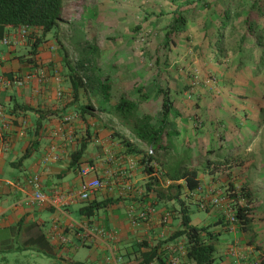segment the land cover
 <instances>
[{
	"label": "crops",
	"instance_id": "obj_1",
	"mask_svg": "<svg viewBox=\"0 0 264 264\" xmlns=\"http://www.w3.org/2000/svg\"><path fill=\"white\" fill-rule=\"evenodd\" d=\"M17 28L5 27L0 37L10 36ZM46 39L36 52L31 51L29 40L16 46L0 43V264H9L11 259L18 262L19 258L22 264H143L141 253L153 246H157L164 264L177 255L181 256L180 264H193L185 254L186 237L173 236L182 229L181 206L173 200H158L147 190L150 175L140 157L128 152L121 141L123 130L126 136L132 134L113 112L115 104L124 99L142 105L143 112L137 111L138 115L152 114L151 110L161 109L165 91L153 78L147 79L144 71L137 73L131 68L126 52L118 56L116 52L113 72L89 73L110 84V101L100 112L83 111L81 106L94 98L97 87L74 89L68 57L64 48L55 44L60 36ZM129 40L130 36L126 38ZM167 69L165 65L166 77ZM28 75L32 76L23 85L3 83L7 78ZM66 116L71 118L65 120ZM180 137L178 132L172 138L177 151L186 149L177 144ZM81 146H85L84 151L72 162V154ZM47 152L56 158L44 163L42 156ZM85 164L94 166L86 179L102 182L87 200L75 197L59 209L45 202L26 201L32 192L26 183L28 176L39 174L45 193L54 189L75 192L81 181L78 169ZM197 188L204 191L202 185ZM182 199L188 210V202ZM104 200L107 204L100 207ZM90 204L98 205L89 212L84 207ZM147 207L154 210L152 219L133 222L138 211ZM169 209L173 216L165 224L162 215ZM75 211L78 215L73 214ZM226 232L229 241L217 243L224 250L218 264H254L264 258V244L255 230ZM214 233L220 237L219 232ZM245 234L254 240L245 239Z\"/></svg>",
	"mask_w": 264,
	"mask_h": 264
},
{
	"label": "rangeland",
	"instance_id": "obj_2",
	"mask_svg": "<svg viewBox=\"0 0 264 264\" xmlns=\"http://www.w3.org/2000/svg\"><path fill=\"white\" fill-rule=\"evenodd\" d=\"M180 1L182 0H65L62 22L46 36H60L61 40H54L55 44L65 47L68 60L76 64L80 53L74 46L73 35L77 23L81 21L83 27L80 33L84 39L99 48L95 62L85 65L86 69L82 71L84 86L91 87L89 79L93 78V74L113 72L112 61L116 52L117 56L126 52L131 68L137 73L144 71L147 79L148 76L153 78L174 102V114L170 115L167 128L179 130L181 137L178 138L180 142L177 144L190 147L201 155L209 148H219L224 144L231 145L232 148L237 147L238 140L252 134L260 107L264 109V72L254 77L251 63L243 62L242 65L238 62V53L233 50L239 34L245 31L242 24L252 0H211L210 9L190 6L178 17L176 23L171 10ZM225 7L230 10L231 17L223 33L224 52L215 57L206 34L209 29L215 28L213 17ZM258 10L249 12V21H254L259 24L258 27H262L259 33L263 35L264 44V0L259 4ZM154 19L158 22L151 26ZM170 28L171 38L167 39L165 34ZM40 33V30L31 28L25 32V36L20 37L21 42L28 38L32 42ZM128 36L131 40L127 42ZM212 40H218L217 46H220V35L218 38L216 35ZM248 47L249 45L246 48ZM245 54L250 60V55L257 56V51ZM165 65L169 66L166 70L169 72L168 79L164 73ZM107 74L109 73L104 75L105 78ZM95 101L96 104L99 103L98 100ZM93 111L100 112L96 107ZM137 111L143 112L142 105H137ZM157 111L160 112L158 115ZM151 112L150 115L154 119L160 118L161 109L156 108ZM243 146L242 150L252 152L254 157L230 178L235 191H243L241 200L233 196L226 177L218 174L212 177L198 174L199 186L202 185L204 191L199 188L190 190L184 180H179L182 181L181 198L183 196L188 202L190 223L194 226L209 224L211 231L219 232L220 243L229 239L226 231L235 233L234 231L255 230L264 244V122L259 126L258 132L245 141ZM151 165L157 170L154 176L166 185L168 182L160 173L158 162L152 161ZM215 189L224 192L228 201L225 203H230L233 207L247 206L251 221L245 229L239 221L236 224L225 222V203L205 209L199 207V201L211 196ZM74 207L78 209V206ZM168 211L172 217L173 210ZM77 213L73 212L78 215ZM245 239L254 240V236L245 234ZM218 245L215 248L214 264H218L222 258L221 254L224 253ZM262 259L260 257L258 261L262 262ZM27 260L32 262L31 258H26V262ZM35 260L40 263L39 259ZM9 264H22L21 258L18 262L11 259Z\"/></svg>",
	"mask_w": 264,
	"mask_h": 264
},
{
	"label": "trees",
	"instance_id": "obj_3",
	"mask_svg": "<svg viewBox=\"0 0 264 264\" xmlns=\"http://www.w3.org/2000/svg\"><path fill=\"white\" fill-rule=\"evenodd\" d=\"M261 1L252 0L250 3V8L244 16L242 24L245 26V31L239 34L238 42L233 48L238 53V62L242 65L243 62L251 63L254 77L264 72V44L262 41L263 35L259 33L262 27H258L259 24L254 21H249V12L251 10L259 11ZM63 5L64 0H0V35H2L4 28L8 26H27L29 29H38L41 31L40 36L35 37L31 42V51L36 52L37 47L47 40L46 35L58 28L62 22ZM195 5L202 9L212 8L211 0H182L171 10V15L175 22L178 23V17L184 11H187L190 6ZM230 17L228 7L223 8L221 12L213 17L215 28L212 27L207 31L208 42L212 44L210 48L214 51L215 57H217L218 53L224 52L222 48L223 33ZM77 24L78 26L74 29L73 43L80 53V57L76 64H72L70 60H67L68 67L73 72L71 81L74 89L84 85L82 82L83 76L80 75V72L86 69L85 65L93 64L95 58L98 56L96 45L84 39V36L80 33V29L83 27L81 21ZM171 34L172 30L170 28L165 34L167 39L171 38ZM216 35L217 38L219 35L221 38L219 47L217 46L218 40H212ZM247 45H249L248 48H246ZM63 48L67 56L66 49L65 47ZM254 49L257 51V56L250 55L249 60V56H246L245 53L254 52ZM89 81L90 86L97 87L95 89L96 92L92 93L94 98L90 97L88 103L81 106V108L83 111L91 112L96 107L100 111V109H103L102 105L106 102L108 103L111 99V86L104 79H100V77L89 79ZM162 97L161 116L158 120L154 119L150 114L138 115L137 105L134 102L124 99L119 100L115 104L113 112L129 129L128 131L131 132L132 136H126L123 131L122 135L119 133L116 135H121V141L126 145L128 152L140 157V163L144 165V171L150 175V180L147 182V190L152 191L158 200H173L181 206L182 229L177 231L173 236L184 235L186 237L184 244L187 259L193 262V264H214L215 248L219 240L218 234L209 229V224L194 226L190 223L188 210L181 198L182 184L177 181L184 180L187 188L192 190L199 186L198 174L211 177L218 174L219 176L226 177L229 187L233 191V196L237 197V192L233 188L234 186L230 178L235 172L242 170L254 157L252 152L249 153L242 150L244 148L243 144L258 132L259 126L264 122V109L260 107V114L256 119V126L252 130V134L238 140L237 147L232 148L231 145L224 144L221 147L219 146V148H209L205 151L204 155H201L198 152H194L190 147H186L183 151H177L174 148L172 138L177 136L178 132L174 128L168 130L166 126L170 115L174 114V102L166 92H163ZM95 100H98L99 103L96 104L97 101ZM24 107L29 109L28 106ZM245 133L243 134L246 135ZM243 134L242 136H244ZM84 149L85 146H81L72 154V162L78 159ZM27 155L26 152L23 157ZM152 161L158 162L160 173L166 177L165 180L168 182L166 185H163L158 177L154 176V172L157 170L151 165ZM244 195L247 196L246 193ZM107 202V200L100 201V207L106 205ZM97 205L90 204L84 208L90 212ZM235 209L237 219L241 227L245 229L251 221V218L248 216L249 209L247 206L238 205ZM141 257L143 264H147L153 260L158 264H164L158 253L157 246H153L150 250L142 252ZM261 263L264 264V259Z\"/></svg>",
	"mask_w": 264,
	"mask_h": 264
},
{
	"label": "built area",
	"instance_id": "obj_4",
	"mask_svg": "<svg viewBox=\"0 0 264 264\" xmlns=\"http://www.w3.org/2000/svg\"><path fill=\"white\" fill-rule=\"evenodd\" d=\"M29 28L27 26H20L17 28V30L11 34L10 36H2L0 37V43L10 45V46H16L21 43V36H25V32L28 31ZM32 76V75H31ZM28 75L26 78H10L5 79L3 81L4 85L9 86L11 84H17V85H23L25 81L31 77ZM71 116H66L65 120H69ZM56 158V154L52 152H47L42 156V161L44 163H47L48 161ZM94 170V166L92 164H85L83 166H80L78 169V174L81 177V181L79 184L78 189L75 192H67L64 193L63 191H60L58 189H54L51 193H45L41 190V183H40V176L39 174L35 173L27 177L26 183L32 188L31 194L27 195V202L28 203H34V202H45L49 206L59 209L63 207L68 201L72 198L78 197L82 200H87L93 192L94 189L101 187L102 182L98 178H94L92 180H87L86 176ZM238 200H241L243 198L242 191H236ZM224 192L220 189H215L213 191V194L209 196L206 199H203L199 201V207L200 208H207L209 206H217L222 203H225L227 200L224 196ZM228 202V201H227ZM226 204V211L224 212V220L228 224H236L238 219L236 216V209L233 207L230 203ZM153 208L147 207L146 209L138 211V213L135 215L133 222L135 221H150L153 216ZM171 214L169 211H166L162 215V222L167 223L170 219ZM183 253V252H182ZM184 254V253H183ZM169 264H180V256H173L169 262ZM147 264H154V262H149Z\"/></svg>",
	"mask_w": 264,
	"mask_h": 264
}]
</instances>
